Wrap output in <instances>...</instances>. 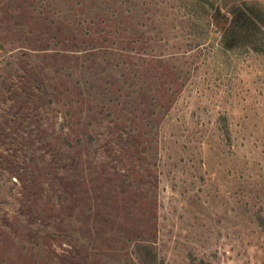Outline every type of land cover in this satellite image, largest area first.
Returning <instances> with one entry per match:
<instances>
[{
	"label": "rangeland",
	"instance_id": "1",
	"mask_svg": "<svg viewBox=\"0 0 264 264\" xmlns=\"http://www.w3.org/2000/svg\"><path fill=\"white\" fill-rule=\"evenodd\" d=\"M241 2L0 0V264H264V54L210 19Z\"/></svg>",
	"mask_w": 264,
	"mask_h": 264
},
{
	"label": "trees",
	"instance_id": "2",
	"mask_svg": "<svg viewBox=\"0 0 264 264\" xmlns=\"http://www.w3.org/2000/svg\"><path fill=\"white\" fill-rule=\"evenodd\" d=\"M210 19L219 31L225 49L247 47L264 54V13L255 5L241 2L225 10L211 6ZM198 264H206L203 261Z\"/></svg>",
	"mask_w": 264,
	"mask_h": 264
}]
</instances>
